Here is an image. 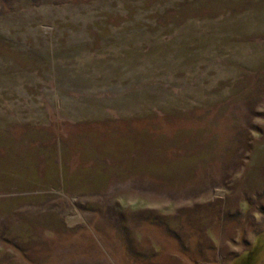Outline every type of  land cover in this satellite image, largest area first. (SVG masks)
I'll list each match as a JSON object with an SVG mask.
<instances>
[{
    "label": "rangeland",
    "instance_id": "rangeland-1",
    "mask_svg": "<svg viewBox=\"0 0 264 264\" xmlns=\"http://www.w3.org/2000/svg\"><path fill=\"white\" fill-rule=\"evenodd\" d=\"M0 264H264V0H0Z\"/></svg>",
    "mask_w": 264,
    "mask_h": 264
},
{
    "label": "trees",
    "instance_id": "trees-1",
    "mask_svg": "<svg viewBox=\"0 0 264 264\" xmlns=\"http://www.w3.org/2000/svg\"><path fill=\"white\" fill-rule=\"evenodd\" d=\"M255 251H256V250H254V249H253V251H250V260H251V258H252L251 255H253ZM246 263H247V262H246Z\"/></svg>",
    "mask_w": 264,
    "mask_h": 264
}]
</instances>
